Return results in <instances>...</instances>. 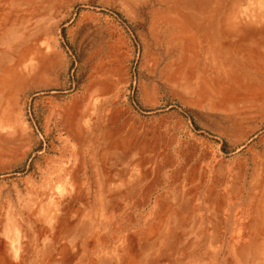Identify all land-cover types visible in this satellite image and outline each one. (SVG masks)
Listing matches in <instances>:
<instances>
[{
	"label": "rangeland",
	"instance_id": "374dc122",
	"mask_svg": "<svg viewBox=\"0 0 264 264\" xmlns=\"http://www.w3.org/2000/svg\"><path fill=\"white\" fill-rule=\"evenodd\" d=\"M0 264H264V0H0Z\"/></svg>",
	"mask_w": 264,
	"mask_h": 264
}]
</instances>
